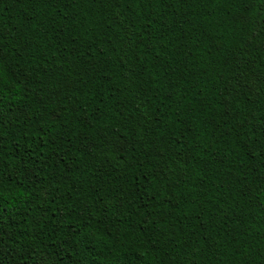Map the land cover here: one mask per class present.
<instances>
[{"label":"trees","instance_id":"obj_1","mask_svg":"<svg viewBox=\"0 0 264 264\" xmlns=\"http://www.w3.org/2000/svg\"><path fill=\"white\" fill-rule=\"evenodd\" d=\"M0 264H264V0H0Z\"/></svg>","mask_w":264,"mask_h":264}]
</instances>
